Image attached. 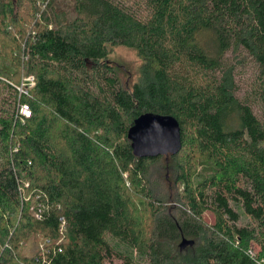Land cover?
I'll return each instance as SVG.
<instances>
[{
	"label": "trees",
	"instance_id": "16d2710c",
	"mask_svg": "<svg viewBox=\"0 0 264 264\" xmlns=\"http://www.w3.org/2000/svg\"><path fill=\"white\" fill-rule=\"evenodd\" d=\"M64 1L0 0L13 65H0V264H264V0ZM116 46L142 60L131 86L108 60ZM23 71L35 86L21 121ZM146 112L178 121L176 154L133 153ZM28 240L42 248L26 255Z\"/></svg>",
	"mask_w": 264,
	"mask_h": 264
},
{
	"label": "rangeland",
	"instance_id": "374dc122",
	"mask_svg": "<svg viewBox=\"0 0 264 264\" xmlns=\"http://www.w3.org/2000/svg\"><path fill=\"white\" fill-rule=\"evenodd\" d=\"M64 2H68L69 4V0H65ZM225 58L230 61L232 59L231 53L228 52ZM108 60L115 67L120 77V80L124 86H131L132 83L138 78L139 69L142 60L136 54L135 50L124 46L112 47L110 49ZM0 65L10 71L13 69L11 60L8 57L0 58ZM235 72H236L235 81L238 86V90L236 91V94L238 97H244L245 94L250 90L249 82L252 79L251 67L249 64L243 67L240 65L238 68H236ZM253 112L257 114L264 121V113L262 112L259 106L257 105L253 106ZM163 163L164 161L158 165V168L156 167V170L160 174L161 185L163 187L170 188L171 173L168 167H166L165 165L163 166ZM207 169L208 166L205 164H200L199 166H197L194 175V182H198L206 173ZM169 190H171V188ZM203 216L207 222H212L214 219V216L210 211H205ZM240 219H244V218L241 217ZM41 246H42L41 244L39 245L35 244L33 240L32 241L28 240L23 252L26 255H33L38 248L41 249ZM255 247L258 249V246L256 244ZM105 264H125V263L121 258L117 256H111L105 261Z\"/></svg>",
	"mask_w": 264,
	"mask_h": 264
},
{
	"label": "water",
	"instance_id": "95a60500",
	"mask_svg": "<svg viewBox=\"0 0 264 264\" xmlns=\"http://www.w3.org/2000/svg\"><path fill=\"white\" fill-rule=\"evenodd\" d=\"M133 153L138 157H155L176 154L181 148L180 127L171 115L146 112L139 115L128 130ZM193 244L182 238L179 248Z\"/></svg>",
	"mask_w": 264,
	"mask_h": 264
},
{
	"label": "built area",
	"instance_id": "2783aa9c",
	"mask_svg": "<svg viewBox=\"0 0 264 264\" xmlns=\"http://www.w3.org/2000/svg\"><path fill=\"white\" fill-rule=\"evenodd\" d=\"M47 4V1L43 2L42 8H45ZM51 27V25H49ZM35 86V76L31 73H27L26 71H23L18 83H16L15 88L18 95V102L16 106V116L21 120L24 121L26 118H29L31 115V109L27 102L21 101L20 98L23 96H27L30 94L32 89ZM62 220V218H61ZM64 225V222H62V226ZM63 230V227L62 229ZM42 248V246H41ZM259 251V248L257 249L255 247V244H251L247 250L248 254L251 257H255Z\"/></svg>",
	"mask_w": 264,
	"mask_h": 264
}]
</instances>
